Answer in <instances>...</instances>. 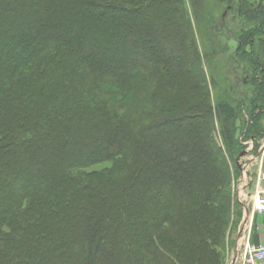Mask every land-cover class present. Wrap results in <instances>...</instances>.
<instances>
[{"label":"trees","instance_id":"16d2710c","mask_svg":"<svg viewBox=\"0 0 264 264\" xmlns=\"http://www.w3.org/2000/svg\"><path fill=\"white\" fill-rule=\"evenodd\" d=\"M214 1L191 0L202 57L184 0H0V174L27 154L18 187L0 182V264H225L233 171L243 142L264 138V0H223L247 26L242 93L213 61ZM154 7L174 45L146 26ZM107 17L135 33H108ZM181 57L196 74L182 90L169 84ZM189 92L203 125L158 133Z\"/></svg>","mask_w":264,"mask_h":264},{"label":"rangeland","instance_id":"374dc122","mask_svg":"<svg viewBox=\"0 0 264 264\" xmlns=\"http://www.w3.org/2000/svg\"><path fill=\"white\" fill-rule=\"evenodd\" d=\"M209 5H212V10L214 9L213 7V0H209ZM217 1L219 2V4L221 6H219V4L217 3ZM252 2H262L261 0H251ZM216 6H219L217 8V10L219 9V11H217V13L214 15V17L212 18V21H214V23H212V28H214V41L215 43L219 46L220 52L217 53V51H215L214 49L211 50V53L213 55V61H216V67L221 70L223 66H225L227 64V67L229 68V70H231V73L229 76H231L232 80H229L226 82V85L228 87L232 86V84H235V86H237V88H239L240 91H238V93H242L243 91H245L246 88H248V86L246 85H242L243 80L245 83L248 82L249 76L248 75H242L241 73L238 72V67H239V61L235 60V54L238 50V46H239V41L237 40V36L241 33V31L245 30L247 31L246 27L244 26V19L243 17H241L240 15H238V17H234V13L236 14V11L238 9V6L234 9L229 11V7H225L223 0H215L214 1ZM185 3V7L186 9L189 11L190 14V18H191V22L195 31V36L197 39V44L199 47V51L201 52L202 57H204L207 53L204 52L205 47L204 46H208V43L206 41H204V38L201 37V35L197 32V25H196V21L194 19V16L192 15V7H191V0H184ZM214 4V5H215ZM238 4V3H237ZM262 4H264L262 2ZM156 13V14H155ZM150 15H152L149 20H146V26L151 30H152V34H154L155 36H159V34L162 36H165V38L168 40L169 43H171L172 45L175 44V31L177 32L175 25H173V23L171 21H166L168 20L171 15L167 12H161L160 9H156V7L152 8L150 10ZM164 21H166V23H164V25L162 24ZM103 24V25H102ZM102 24H100L105 30H108L107 32L109 33L110 30H120L122 32H125L127 36H131L133 35L135 32L133 31V29L131 30L129 28V24L128 22H123L121 21V19H109V17L104 19V22H102ZM106 24V26H105ZM162 26V30H160V32L158 31V29H161ZM103 28H100V30H103ZM225 28V29H224ZM166 30V31H165ZM91 33H94V30H91ZM165 33V34H164ZM207 48V47H206ZM248 50V49H247ZM115 51V52H114ZM112 53H109V56H111L113 54V57L116 56L120 57V52L116 50H114ZM179 54H181L179 52ZM190 58V57H189ZM232 60H235V62H237V65H232L233 62ZM208 61H206L205 63H203V70L206 72L207 78L205 79L206 81H204V83H200V85L203 87L207 86V88L209 89L210 92V96H211V101L213 106L217 107V104L220 102V100L222 99V93H221V87L220 89L215 88L213 86V80L211 79V69L213 68L211 63L208 65ZM165 67V66H164ZM177 67L179 70H181L180 73L177 76H173L171 77V81H170V86L175 85V83L179 84V87L181 88V90L184 88L186 83H189L190 85L195 84V81L193 80L194 78H190L191 76L194 77V71L193 68L191 66L190 63V59H185L179 58L178 62H177ZM240 71V70H239ZM186 72V74L184 73ZM191 75V76H190ZM246 86V87H245ZM180 90V89H179ZM199 94H197V100L199 99L198 97ZM187 99L186 100H182L179 97V100L181 99L182 103L179 105H176L175 108V114L179 113V115H183L180 120L176 121L174 124H171V122L168 123H163V125H159V129H157L158 133L161 134H167L170 131L175 130V127H180L182 128V126H190L193 128H200L203 125V121L205 122L204 118H199L196 116H193L194 114V110L196 108L193 99L195 97V93H191L189 92L187 94ZM194 104V105H193ZM177 112V113H176ZM183 112V114H182ZM186 114V115H184ZM188 114V115H187ZM176 124V126H174ZM178 125V126H177ZM179 128V129H180ZM219 130V129H218ZM58 133H62L61 130L57 131ZM176 135H179L176 134ZM217 139L218 141L222 144V140L220 137V133L219 131L217 132ZM260 145H258L259 147L256 146L255 142H252V149L248 152L247 156L244 157V159L242 158L243 161L245 160H251V157L253 156H257V154L259 153L261 147L264 144V138H262L260 140ZM251 144V140L248 141H244L243 145L245 146L244 151H246L248 149V147ZM54 149H57L54 148ZM51 150L48 152V154L45 157H52L53 155L56 154L57 152ZM23 152L20 151L19 153H17L16 155L14 154V161L11 162V164L9 165V167H7L5 169V171L3 173L0 174V182L1 184L5 183L4 185L9 188H16L17 183L14 182V176L17 175V173H15L17 170L22 169L23 167L27 166L26 160L23 156H26L27 154L25 153L22 154ZM263 157V155L261 156ZM23 158V159H22ZM13 159V158H12ZM231 164V163H230ZM41 166V165H40ZM98 168V167H96ZM100 168V167H99ZM231 168L234 170L233 168V164L231 165ZM256 170V166L253 167L252 171L249 173V175L247 176L245 181H240L242 173L239 172L237 173L236 171H233V173L236 174V179H235V183L234 181L232 182V193H233V203H234V208L232 210L231 213V219H230V227H229V231H228V235H227V240H226V244L224 246V256H225V264H239V254H240V248L242 247V240H239L238 243V234L240 232V230H242V227L245 229L244 227V215H245V209H250L251 207V197H252V193L254 191V177H255V172ZM20 171V170H19ZM22 172V171H21ZM25 173V172H24ZM10 176V177H9ZM13 176V177H12ZM24 177V176H23ZM28 178V176H25ZM234 179V177H233ZM3 186V187H5ZM125 195V194H124ZM125 197V196H124ZM131 199V197L129 196V200ZM236 204V205H235ZM241 213V217L239 216ZM247 225V224H246ZM252 228L254 229V224H252ZM243 229V231H244ZM243 233V232H242ZM242 236V235H241ZM241 238V237H240ZM237 246V247H236ZM237 248V249H236Z\"/></svg>","mask_w":264,"mask_h":264},{"label":"built area","instance_id":"2783aa9c","mask_svg":"<svg viewBox=\"0 0 264 264\" xmlns=\"http://www.w3.org/2000/svg\"><path fill=\"white\" fill-rule=\"evenodd\" d=\"M259 172L254 177L255 193L252 196L250 220L244 224L241 236L242 247L240 248L239 264H264V244L256 245L252 242V221L256 214H264V169L263 157L259 159ZM249 162V161H246ZM249 168V166H248ZM249 173V170L247 169Z\"/></svg>","mask_w":264,"mask_h":264},{"label":"crops","instance_id":"0c3cea01","mask_svg":"<svg viewBox=\"0 0 264 264\" xmlns=\"http://www.w3.org/2000/svg\"><path fill=\"white\" fill-rule=\"evenodd\" d=\"M255 158H256V156H253V157H251V160H253ZM260 158H258L255 162H253L249 167V171L251 172L253 167L256 166V170H254V171H256L255 175H257L259 172V166H260L259 159ZM263 161H264V153H263ZM245 180H246V177L242 174L240 181L243 182ZM254 193H255V185H254V191L252 193V196L254 195ZM251 203H252V197H251ZM249 210H251V207ZM245 218H246V209H245L244 220H245ZM252 224H254V229L252 228V232H251L252 233V242L256 245L264 244V214H256L253 218ZM242 232H243V227H242V230H240V232L238 234V243H239L241 235L243 234Z\"/></svg>","mask_w":264,"mask_h":264},{"label":"water","instance_id":"95a60500","mask_svg":"<svg viewBox=\"0 0 264 264\" xmlns=\"http://www.w3.org/2000/svg\"><path fill=\"white\" fill-rule=\"evenodd\" d=\"M251 150V148H248L246 151H243L238 160H237V166L240 168L242 174L244 176H248L249 173L246 171V169L248 168V166H250L253 162H255L258 158L261 157V155L264 153V146L260 149L259 153L257 154L256 158L253 159V160H250L246 165L242 162H240L241 158L247 156L248 152ZM249 218H250V210L249 209H246V218H245V223L246 224L248 221H249Z\"/></svg>","mask_w":264,"mask_h":264}]
</instances>
